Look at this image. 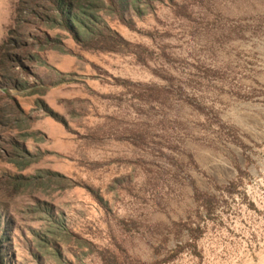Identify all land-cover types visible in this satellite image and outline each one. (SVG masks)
<instances>
[{"label": "rangeland", "instance_id": "1", "mask_svg": "<svg viewBox=\"0 0 264 264\" xmlns=\"http://www.w3.org/2000/svg\"><path fill=\"white\" fill-rule=\"evenodd\" d=\"M107 3L0 0V264H264V0Z\"/></svg>", "mask_w": 264, "mask_h": 264}, {"label": "trees", "instance_id": "2", "mask_svg": "<svg viewBox=\"0 0 264 264\" xmlns=\"http://www.w3.org/2000/svg\"><path fill=\"white\" fill-rule=\"evenodd\" d=\"M31 2V6L35 5V2H39L41 0H28ZM74 0H46V2L55 10V15L58 19L57 26L59 29L65 31L66 33H69L71 35V38L79 44L80 47L90 49V50H103V51H118V45H123L126 47L128 44L127 42L123 41L121 37L114 32L113 30L108 29L106 26H101L98 28H94L92 26L90 27H85L82 32L85 33V36H78L76 32L73 31V20L72 19V8L71 4L73 3ZM108 1V8H110L109 12H106L108 14H112L111 16H114L118 19H122L121 15L122 13L129 11V7L132 9V12H136L137 10L132 7V5L129 4V0H107ZM144 4L149 5L151 0H143ZM129 4V5H128ZM35 15V14H34ZM75 29V26H74ZM77 31V30H76ZM44 41L48 42L50 41L48 37H44ZM54 41V40H53ZM12 48L8 50L7 52L3 53L2 55V60L7 62V64L10 63H18L19 64V58L21 57V54L23 51H26L24 48V43H17V41H12ZM31 47H35V49H45L43 48V43L40 41V39H37L36 41L32 42ZM52 49L58 50L57 46L51 45L49 46ZM18 48V51L16 49ZM4 52V50L2 49ZM1 62V61H0ZM11 65H7V67H10ZM5 65L2 64V67L0 70L3 72ZM5 74H0V84L3 83L6 86H12L16 87V81L17 78L15 74L12 73H7L6 71L4 72ZM8 99V98H7ZM15 100L8 99V101L3 102L0 98V126H6L7 121H6V115L7 111L13 110V112H18L19 110L17 109ZM16 120H14V123ZM16 153L12 154L9 156L7 159L8 162L14 164L16 167H20V162L17 159H15V156H21L24 157V151L22 149L14 150ZM26 163H29L28 160L23 161L22 165H25ZM21 165V166H22ZM12 185L13 189L16 190L20 185H23L21 180L25 182V179H21L19 177H12ZM102 259L115 262L116 256H113L111 252H108L106 250L103 251L102 253ZM103 260V261H104ZM105 264V263H104Z\"/></svg>", "mask_w": 264, "mask_h": 264}]
</instances>
